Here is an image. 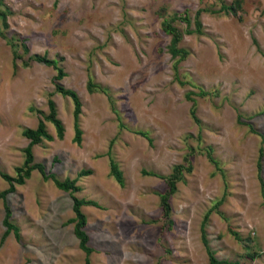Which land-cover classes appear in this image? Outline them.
I'll list each match as a JSON object with an SVG mask.
<instances>
[{
  "label": "rangeland",
  "instance_id": "1",
  "mask_svg": "<svg viewBox=\"0 0 264 264\" xmlns=\"http://www.w3.org/2000/svg\"><path fill=\"white\" fill-rule=\"evenodd\" d=\"M40 121L33 163L79 189L14 183L0 264H85L72 195L95 203L89 264H209L202 233L221 264H264V0H0V192Z\"/></svg>",
  "mask_w": 264,
  "mask_h": 264
},
{
  "label": "trees",
  "instance_id": "2",
  "mask_svg": "<svg viewBox=\"0 0 264 264\" xmlns=\"http://www.w3.org/2000/svg\"><path fill=\"white\" fill-rule=\"evenodd\" d=\"M38 59L46 63H51L49 60L44 59V58H38ZM62 76H63V71L61 69H58L56 79H60ZM55 86H56V89L62 95L69 96L73 102V105H74V111H73L74 139L73 140L79 143L81 141V134H82V130L79 128V125H78V115L81 109V102L75 91L66 89L59 83H56ZM48 109H49V112L45 118L54 125L58 138H62L64 127L62 123L56 117L55 104L51 100L48 101ZM23 135L29 139V143L24 149V152H25L24 162L22 166L17 169V177H10L6 174H2V177L8 181L9 187L6 190L0 192V198L4 199L7 193L14 190V183H19V184L23 183L24 178L29 176L31 170L33 169H37L44 179H51L54 185L60 190L73 193L79 189V187L75 185V180H69V179L60 180L53 173H49V174L46 173L42 164L33 163L32 146L40 142L42 138H46L48 140L52 139V136L47 133L45 129V125L42 121L38 123L36 128L24 129ZM261 155H262V151L260 152L259 159L257 162L258 174H260L261 172V164H260ZM109 166H110V172L113 175V177L118 181V183L122 184L123 180H122L121 172L118 170L115 162L111 158L109 160ZM143 172L146 174L154 175V173L152 172H146V171H143ZM86 173H88V171H81L79 174H86ZM259 181L262 186L261 192L263 196V205H264V187H263V182H262L261 177L259 178ZM170 187L171 189L174 188L173 182H170ZM167 197H168V194L161 195V201L164 207L165 214L168 212ZM86 204L94 205L95 203L88 201V200L79 199L78 197L72 195V210L75 215V217L71 220L72 222H74L73 230H74L75 236L79 240L80 249L84 251L85 253V264H89L88 256L93 249L90 246H88L89 237L85 230L87 221H86L85 215L81 211V207ZM4 210L5 211H4V217H3L2 222H3V225L5 226V231L2 237L4 238L5 236H7V234H9V232L12 231L15 237L18 238L19 229L16 225H14L10 221L11 211H10L9 206L5 202H4ZM202 236H203V243L206 247L209 264H221L223 261H220L214 256L213 252L210 250L209 246L207 245V241L204 238V233H202Z\"/></svg>",
  "mask_w": 264,
  "mask_h": 264
}]
</instances>
